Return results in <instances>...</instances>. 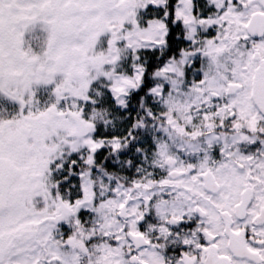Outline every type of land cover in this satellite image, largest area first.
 <instances>
[{"label":"snow or ice","instance_id":"1","mask_svg":"<svg viewBox=\"0 0 264 264\" xmlns=\"http://www.w3.org/2000/svg\"><path fill=\"white\" fill-rule=\"evenodd\" d=\"M0 264H264V0H0Z\"/></svg>","mask_w":264,"mask_h":264}]
</instances>
